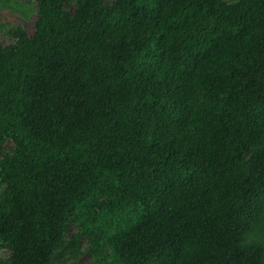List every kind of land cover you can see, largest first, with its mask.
<instances>
[{"label": "trees", "instance_id": "1", "mask_svg": "<svg viewBox=\"0 0 264 264\" xmlns=\"http://www.w3.org/2000/svg\"><path fill=\"white\" fill-rule=\"evenodd\" d=\"M36 3L0 42V264H264V0Z\"/></svg>", "mask_w": 264, "mask_h": 264}, {"label": "rangeland", "instance_id": "2", "mask_svg": "<svg viewBox=\"0 0 264 264\" xmlns=\"http://www.w3.org/2000/svg\"><path fill=\"white\" fill-rule=\"evenodd\" d=\"M113 1L106 0L109 4ZM73 9L74 6L70 8V10ZM37 18L38 5L36 0H0V42L5 46L14 44L16 41L13 37L15 30H24L27 34L32 35L35 31ZM7 146L10 148L12 143L9 142ZM73 231L76 232L77 228L74 227ZM8 256L9 253L7 251L0 250V257L2 259ZM66 258L57 264H101L94 253L89 251V245L86 241L82 242L77 257H71L67 254Z\"/></svg>", "mask_w": 264, "mask_h": 264}]
</instances>
